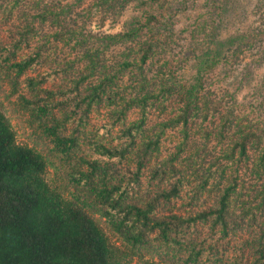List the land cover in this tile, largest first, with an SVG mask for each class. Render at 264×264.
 I'll return each mask as SVG.
<instances>
[{
	"label": "trees",
	"instance_id": "obj_1",
	"mask_svg": "<svg viewBox=\"0 0 264 264\" xmlns=\"http://www.w3.org/2000/svg\"><path fill=\"white\" fill-rule=\"evenodd\" d=\"M1 1L5 0H0V23L8 33L0 40V74H13L16 86L27 71L43 69L36 78L26 79L33 95H22L20 101L38 122L41 135L72 168L74 191L66 197L49 185L44 157L16 142L0 110V264H124V256L111 247L93 215L132 248L158 241L168 253L174 251L179 256L172 255L176 262L171 264L220 263L222 254L214 242L193 244L182 239L197 224L207 222L227 238L233 205L250 221L264 218L263 120L244 125L248 118L237 111L236 103L225 102L227 89L240 76L226 64L244 49L253 51L255 64L264 63V30L238 31L222 39L221 16L216 15L219 21L216 26L211 21L206 37H173L172 16L185 10L188 0H140L158 3L159 11H146L138 37H128L136 44L135 62L108 65L105 49L124 37L49 34L42 29L49 9L40 8L41 0L32 4L14 0L9 9ZM130 1L110 0L121 9ZM228 5L227 0H212L209 8L225 12ZM58 22L51 24L59 26ZM57 69L68 70L71 87L53 92L44 86ZM124 70H135L131 72L135 81L127 88L119 79ZM214 80L218 91L210 89ZM260 84L264 88V80ZM104 99L120 116L132 106L142 116L156 104L174 106L169 123L183 129L177 152L160 160V138L146 133L143 118L139 125L123 129L114 145L84 138V118L94 103ZM70 104L69 112L56 118L55 113ZM211 115L219 120L212 123ZM196 122H207L210 128L194 127L197 137L190 140L188 129ZM83 139L97 159L83 156ZM234 158L240 164L235 173L230 172ZM209 184L215 191L213 206L186 215L156 216L159 207L183 197L197 208ZM258 230L243 241L246 255L241 253L229 264H264V228Z\"/></svg>",
	"mask_w": 264,
	"mask_h": 264
},
{
	"label": "rangeland",
	"instance_id": "obj_2",
	"mask_svg": "<svg viewBox=\"0 0 264 264\" xmlns=\"http://www.w3.org/2000/svg\"><path fill=\"white\" fill-rule=\"evenodd\" d=\"M14 0H5L1 3L6 8H11ZM26 1V0H25ZM36 3L39 0H28ZM39 2L40 8L47 6L45 16V24L42 29L49 34L55 32L63 33L62 37H124L118 39L116 44L105 49V60L108 65L129 63L133 65L136 57V44L134 41L128 40V37H138L140 34V26L144 22V13L153 12L158 13V3L143 4L140 0H133L126 4L124 9L120 5L110 0H41ZM181 2L182 0H165V2ZM205 0H192L187 2L182 11L172 16L173 26L171 27L173 37H206L211 21H214V26L217 25L218 19L216 15L221 16V29L219 34L222 39L234 34L238 31L248 30H264V0H227L229 5L225 12L221 9L212 11L209 8L210 2ZM215 1V0H214ZM218 1V0H216ZM170 4V3H169ZM217 6V3H214ZM214 5V6H215ZM180 10V9H178ZM216 13V14H215ZM215 16V17H214ZM224 22H222L223 20ZM59 21L58 24H51V21ZM219 25V24H218ZM7 28L5 24L0 23V40H4L7 35ZM64 31V32H63ZM157 32V31H156ZM157 33H163L157 32ZM74 35V36H73ZM97 43V41H96ZM63 42L59 41V46ZM60 51L58 50L57 53ZM26 53V52H25ZM253 51L243 50L237 53V56L226 64V67L240 73L239 77L227 91L228 95L225 97V102H231L235 105L237 111L248 119H243L244 125H249L248 122L254 123L257 118L261 124L264 123V88L260 84L264 80V63L255 64L253 61ZM58 67V66H57ZM131 67V66H130ZM128 67L130 70L131 68ZM66 69V68H65ZM41 68H35L27 71L22 77L17 79V84L14 86L13 74L6 76L0 74V110L8 120L16 137V142L19 145L27 146L37 153L41 154L47 164L45 177L49 185L57 191L63 193L66 197L74 191L71 185L72 168L68 165L66 160L60 156L53 148V145L41 135L39 131L38 122L30 116L26 110L20 97L24 95L26 98L32 97V92L26 88V79L28 77L36 78L42 71ZM113 69H111L112 71ZM49 71V70H48ZM68 71V70H67ZM65 70H56L55 74H50L46 77L45 86L53 92L64 91L71 87L70 78L67 75L69 72ZM135 71V70H134ZM134 71H131L134 73ZM127 70L119 74L121 84L126 88L135 81V74ZM47 76V75H44ZM69 77H72L69 74ZM118 83V82H117ZM218 82L214 80L210 89L218 91ZM215 84V86H214ZM86 87L87 84L85 83ZM262 87V89L259 88ZM209 88V86H207ZM220 89H225L219 85ZM217 88V89H215ZM262 90V91H260ZM68 94V92H66ZM43 96V95H42ZM58 98V97H57ZM106 99V98H105ZM102 100L99 103H94L87 116L84 118V124L81 130L83 137H89L92 141H97L106 146L114 145L118 142L117 139L121 136L122 130L132 126L139 125V121L143 118L144 129L150 136H159L160 138V156L159 159L170 158L177 152L178 145L183 139V129L180 126H175L169 123V120L175 115V108L167 103L156 104V106L148 107L145 115L142 116V111L133 106L126 110L123 116L115 113L112 106L108 102ZM64 101L65 98H59ZM71 107L67 105L63 112L55 113L56 118H60L65 112H69ZM81 116V111H77ZM242 116V117H243ZM211 122L219 120L218 115H211ZM260 118L263 120H260ZM264 125V124H263ZM68 129L71 125L67 126ZM194 127L198 129L201 127L204 131L210 128L207 122L194 124L188 129L189 139H194ZM249 127V126H244ZM251 128V126L249 127ZM197 137V136H196ZM198 137H200L198 135ZM211 139V137H210ZM202 141V140H199ZM214 144L213 140H211ZM83 156H91L92 159H97L93 152H91L88 142L82 141ZM212 143L210 145H212ZM221 147V146H220ZM226 144L224 145V149ZM253 148L249 149V152ZM184 158V155L182 156ZM240 164L235 158L230 160V172H236ZM243 166L239 174L243 176ZM74 176V175H73ZM249 181L248 178H245ZM146 190V187H143ZM142 188V189H143ZM141 189V190H142ZM140 194V193H139ZM187 197L174 201L167 205H162L157 210L158 217H164L172 214L186 215L192 209L198 210L208 206H213L215 203V191L211 184L203 191L201 199L196 203L197 208H193L187 204ZM231 215L228 221L230 229L227 238H222L220 232L214 231L209 222L199 223L194 230H189L182 241L202 244L206 241L214 242L220 249L222 254L220 263L212 264H229L231 260L235 259L241 253L248 252L244 249L243 241L247 237H254L259 233V228H264V218L256 217L254 221L250 218L243 217L237 208L232 206L230 209ZM234 214V215H232ZM98 225L107 236V240L111 247L118 251L119 255L124 256V264H171L176 262L172 255H176L174 251L170 253L161 247L158 241H149L146 245L140 248H132L126 242L115 234L108 226V224L97 215H93ZM193 231V234L190 232ZM217 249V248H216ZM167 254H170L169 256ZM176 256H179L178 254Z\"/></svg>",
	"mask_w": 264,
	"mask_h": 264
}]
</instances>
